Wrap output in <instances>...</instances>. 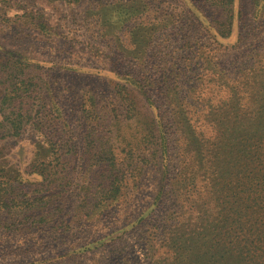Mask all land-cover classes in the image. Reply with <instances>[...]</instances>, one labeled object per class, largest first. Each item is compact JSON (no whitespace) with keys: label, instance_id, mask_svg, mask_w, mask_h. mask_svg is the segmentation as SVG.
Instances as JSON below:
<instances>
[{"label":"rangeland","instance_id":"obj_1","mask_svg":"<svg viewBox=\"0 0 264 264\" xmlns=\"http://www.w3.org/2000/svg\"><path fill=\"white\" fill-rule=\"evenodd\" d=\"M230 15L0 0V264L264 260V0Z\"/></svg>","mask_w":264,"mask_h":264},{"label":"trees","instance_id":"obj_2","mask_svg":"<svg viewBox=\"0 0 264 264\" xmlns=\"http://www.w3.org/2000/svg\"><path fill=\"white\" fill-rule=\"evenodd\" d=\"M206 2H208V5L213 8L218 14H219V19L216 21V25L218 26L217 28V31H218V34L222 35V36H226L227 34H229V31H230V26H231V15H230V12H231V5H232V1L233 0H205ZM12 76V73H9L8 74V77L6 78V88H12V90H10L9 92L10 93H14L15 92V86L11 84V82H7V81H10L11 77ZM117 91L120 95H122V93L126 90L125 87H122V86H117ZM6 95H4L5 97ZM2 98V103L5 101V98ZM29 97V94H23L21 96H19V98H21V100H26V98ZM14 103V100L13 98L9 100V106L12 105ZM19 104L21 106H19V114L14 116L15 118L19 119V121H17V123L21 122V118L24 119L26 117V120L27 118L30 117V111L28 109H30V107L27 109H24L22 107V104L23 102H19ZM38 112H36L35 115H37ZM16 121V120H15ZM8 123L10 124L11 126V129H13V131L17 128L16 127V123L13 122V120H8ZM14 133L17 134V132L15 131ZM4 137V136H2ZM106 180V179H104ZM110 186H113L114 188L116 187V185L114 184V181L112 180L109 184V187ZM109 187L108 189H103L101 187L100 190H98L94 195H93V203L92 205L94 204V206H99V205H103L105 203H107V201H109L110 199H114V194H112L114 188L112 190H109ZM10 200V199H9ZM5 207L7 206V203H4L3 204ZM93 206V207H94ZM258 264H264V260L263 261H260L258 262Z\"/></svg>","mask_w":264,"mask_h":264}]
</instances>
